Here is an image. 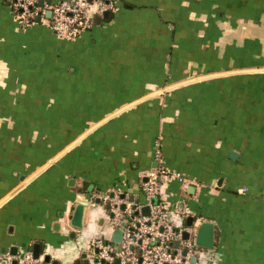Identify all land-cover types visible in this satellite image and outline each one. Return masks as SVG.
<instances>
[{
    "label": "crops",
    "instance_id": "obj_1",
    "mask_svg": "<svg viewBox=\"0 0 264 264\" xmlns=\"http://www.w3.org/2000/svg\"><path fill=\"white\" fill-rule=\"evenodd\" d=\"M118 4L65 40L0 0V252L40 244L91 264L106 207L76 229L74 205L114 187L142 197L159 138L166 167L193 180L168 187L187 230L215 225L209 264H264V0Z\"/></svg>",
    "mask_w": 264,
    "mask_h": 264
},
{
    "label": "built area",
    "instance_id": "obj_2",
    "mask_svg": "<svg viewBox=\"0 0 264 264\" xmlns=\"http://www.w3.org/2000/svg\"><path fill=\"white\" fill-rule=\"evenodd\" d=\"M41 1H43L41 3ZM10 10L23 28L38 21H45L60 38L75 40L94 25V13L117 12L118 0H6ZM51 11V16L46 13ZM156 166L142 182V197L131 198L120 188L96 192L91 205L99 200L105 207L106 232L92 238L84 246L91 264H209L208 252L196 246L193 233L185 238L187 217L193 215L185 199L172 201L168 187L179 181L184 187L193 183L182 173L172 171L165 165V157L158 138L154 143ZM247 188H242L245 192ZM156 199L157 202L153 203ZM150 214H143L144 207ZM121 230V241L112 239V233ZM51 264L44 255L35 257L30 249L16 253L0 252V264Z\"/></svg>",
    "mask_w": 264,
    "mask_h": 264
},
{
    "label": "water",
    "instance_id": "obj_3",
    "mask_svg": "<svg viewBox=\"0 0 264 264\" xmlns=\"http://www.w3.org/2000/svg\"><path fill=\"white\" fill-rule=\"evenodd\" d=\"M43 1H41L42 3ZM109 15V11H105L103 13V17H108ZM47 17L51 16V11H48L46 13ZM38 20H40V17L37 18ZM100 20L101 17H98L97 20ZM157 202L156 199L153 200V203ZM97 203H100L99 200H97ZM91 205V194L88 193L87 195H85V198L82 200H78L76 202V204L73 207V211H72V215H71V219H70V225L75 227L76 229H83L84 228V219H85V214H86V210L87 208ZM143 214L148 215L150 214V208L148 206L144 207L142 210ZM195 221V217L194 216H190L188 218V226L192 227L193 223ZM58 224L56 227L59 228ZM190 231H185V238L188 239L190 238ZM73 237L76 235L75 232H73ZM195 236V244L196 246L200 247V248H205V249H214L215 246V225L213 222H208V221H204L202 223H200V225H198V227L195 230L194 233ZM121 237H122V231L121 230H117L114 235H113V240L115 241H121ZM40 244H35L34 246V255L35 257H39L40 253H41V249H40ZM17 249L13 250V253H16ZM83 257H85V254H83ZM45 261L46 262H50L52 261V264H59V261L54 259L51 260V256L50 255H46L45 256ZM197 261V257L193 256L192 258V263L195 264ZM14 264H16V262H14ZM78 264V263H77ZM85 264H89L88 261H85Z\"/></svg>",
    "mask_w": 264,
    "mask_h": 264
}]
</instances>
